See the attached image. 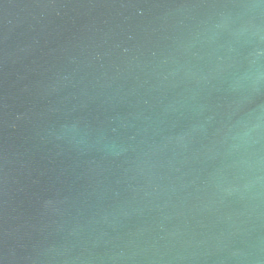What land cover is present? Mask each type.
I'll return each mask as SVG.
<instances>
[{
  "label": "water",
  "instance_id": "obj_1",
  "mask_svg": "<svg viewBox=\"0 0 264 264\" xmlns=\"http://www.w3.org/2000/svg\"><path fill=\"white\" fill-rule=\"evenodd\" d=\"M0 264H264V0H0Z\"/></svg>",
  "mask_w": 264,
  "mask_h": 264
}]
</instances>
